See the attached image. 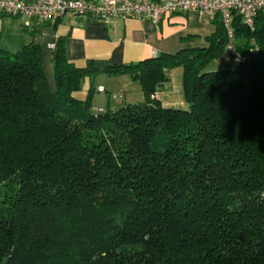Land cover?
Returning <instances> with one entry per match:
<instances>
[{
    "label": "trees",
    "instance_id": "obj_1",
    "mask_svg": "<svg viewBox=\"0 0 264 264\" xmlns=\"http://www.w3.org/2000/svg\"><path fill=\"white\" fill-rule=\"evenodd\" d=\"M215 27L207 48L107 68L143 101L106 109L92 87L73 98L96 72L63 41L53 90L39 46L0 48V264H264V12L252 30L233 18L251 92L205 71L226 48ZM177 67L184 110L153 97Z\"/></svg>",
    "mask_w": 264,
    "mask_h": 264
},
{
    "label": "crops",
    "instance_id": "obj_2",
    "mask_svg": "<svg viewBox=\"0 0 264 264\" xmlns=\"http://www.w3.org/2000/svg\"><path fill=\"white\" fill-rule=\"evenodd\" d=\"M216 19L188 12L173 15L153 25L138 20L109 19L101 22L66 14L34 25L31 30L35 33L29 36L26 31L29 29H24L19 19L0 15V48L16 53L28 43L39 46L43 72L53 90L52 63L56 46L59 41H63L66 57L71 63L96 72L84 78L80 90L72 94L76 100L83 101L90 87L93 88V94L106 92L105 87L112 76L106 71L107 68L135 64L161 54L171 55L182 50L207 48L208 40L216 30ZM50 44L54 48H50ZM223 70L236 73L247 90L252 91L247 59L239 57L227 47L219 58L205 68L206 72ZM166 77L167 82L160 88L158 97L160 105L164 108L186 109L181 91L182 69L167 71ZM97 88H101L102 92H98ZM120 105H123V101L116 96L111 97L108 92L99 104L93 103L92 96V107L96 109L116 108Z\"/></svg>",
    "mask_w": 264,
    "mask_h": 264
},
{
    "label": "built area",
    "instance_id": "obj_3",
    "mask_svg": "<svg viewBox=\"0 0 264 264\" xmlns=\"http://www.w3.org/2000/svg\"><path fill=\"white\" fill-rule=\"evenodd\" d=\"M188 12L218 18L226 35V47L234 51L233 18L238 16L252 30L257 14L264 12V0H0V15L19 19L22 27L29 30L66 14L101 22L120 19L157 25L173 15ZM49 47L54 48V45ZM97 91L102 92V89L97 88ZM158 96V93L153 95L156 99Z\"/></svg>",
    "mask_w": 264,
    "mask_h": 264
},
{
    "label": "rangeland",
    "instance_id": "obj_4",
    "mask_svg": "<svg viewBox=\"0 0 264 264\" xmlns=\"http://www.w3.org/2000/svg\"><path fill=\"white\" fill-rule=\"evenodd\" d=\"M181 69V68H174ZM173 70V69H171ZM105 79V78H104ZM116 84V86H115ZM163 88V87H162ZM169 89L170 87H164ZM178 88V87H176ZM104 94L94 92L93 103L99 104L108 92L111 97L116 96L123 104H138L143 101V93L138 82L134 81L128 74H117L110 77Z\"/></svg>",
    "mask_w": 264,
    "mask_h": 264
}]
</instances>
